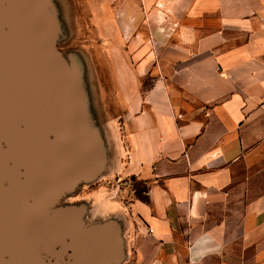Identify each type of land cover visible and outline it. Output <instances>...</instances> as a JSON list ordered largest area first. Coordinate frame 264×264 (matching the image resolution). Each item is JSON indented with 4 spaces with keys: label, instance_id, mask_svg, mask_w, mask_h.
Returning <instances> with one entry per match:
<instances>
[{
    "label": "crops",
    "instance_id": "crops-1",
    "mask_svg": "<svg viewBox=\"0 0 264 264\" xmlns=\"http://www.w3.org/2000/svg\"><path fill=\"white\" fill-rule=\"evenodd\" d=\"M88 2L124 45L105 59L107 196L92 194L119 264H264V0Z\"/></svg>",
    "mask_w": 264,
    "mask_h": 264
},
{
    "label": "water",
    "instance_id": "water-1",
    "mask_svg": "<svg viewBox=\"0 0 264 264\" xmlns=\"http://www.w3.org/2000/svg\"><path fill=\"white\" fill-rule=\"evenodd\" d=\"M55 39L45 0H0V264H118L114 224L81 230L78 209L45 216L103 168Z\"/></svg>",
    "mask_w": 264,
    "mask_h": 264
},
{
    "label": "rangeland",
    "instance_id": "rangeland-1",
    "mask_svg": "<svg viewBox=\"0 0 264 264\" xmlns=\"http://www.w3.org/2000/svg\"><path fill=\"white\" fill-rule=\"evenodd\" d=\"M45 5L56 27L55 47L65 58L76 87L81 92L80 107L82 106V113L86 114L90 131H94V140L97 142V151L100 153V141L105 137L102 120L103 117H107L104 110L107 106L108 89L105 59L107 55H116L119 52L118 47H124V45L108 46L107 39L100 37L97 19L102 15L98 16L91 10L88 0H45ZM100 22L103 23V21ZM88 57L96 59L100 64L99 67L104 75L101 76L100 84L91 76L87 63ZM101 161L102 157L99 159V162ZM103 173V170L99 169L91 179L71 184L65 195L45 210V216L49 218L54 213L72 212L78 209L81 230L106 221L107 217H100L96 210L97 202L94 204L95 200H92V194L100 188L103 190L102 195L107 196V181L103 178ZM126 181H128L127 184H131V181Z\"/></svg>",
    "mask_w": 264,
    "mask_h": 264
},
{
    "label": "trees",
    "instance_id": "trees-1",
    "mask_svg": "<svg viewBox=\"0 0 264 264\" xmlns=\"http://www.w3.org/2000/svg\"><path fill=\"white\" fill-rule=\"evenodd\" d=\"M131 184H127L128 181L122 182V185H126L127 188L131 190L135 198L140 201L147 202L148 201V189L144 182L135 180L134 178H130Z\"/></svg>",
    "mask_w": 264,
    "mask_h": 264
},
{
    "label": "bare ground",
    "instance_id": "bare-ground-1",
    "mask_svg": "<svg viewBox=\"0 0 264 264\" xmlns=\"http://www.w3.org/2000/svg\"><path fill=\"white\" fill-rule=\"evenodd\" d=\"M56 40V39H55ZM53 43H55V41L53 42ZM58 51V50H57ZM59 52V51H58ZM59 54H60V56H62V54L59 52ZM62 58V57H61ZM87 149H88V147H87ZM92 162H93V165H92ZM88 163H90L91 165H90V170L89 171H93V170H95L96 169V167H97V165L96 164H94V159L93 158H89L88 157V155L86 156V160H85V165L86 164H88ZM83 169H84V166H83Z\"/></svg>",
    "mask_w": 264,
    "mask_h": 264
},
{
    "label": "built area",
    "instance_id": "built-area-1",
    "mask_svg": "<svg viewBox=\"0 0 264 264\" xmlns=\"http://www.w3.org/2000/svg\"><path fill=\"white\" fill-rule=\"evenodd\" d=\"M151 232V230H149Z\"/></svg>",
    "mask_w": 264,
    "mask_h": 264
}]
</instances>
